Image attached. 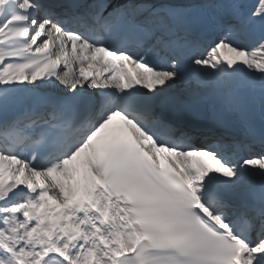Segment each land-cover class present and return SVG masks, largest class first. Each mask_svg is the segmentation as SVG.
<instances>
[{"label":"snow or ice","instance_id":"6c2138e0","mask_svg":"<svg viewBox=\"0 0 264 264\" xmlns=\"http://www.w3.org/2000/svg\"><path fill=\"white\" fill-rule=\"evenodd\" d=\"M0 264H264V0H0Z\"/></svg>","mask_w":264,"mask_h":264}]
</instances>
